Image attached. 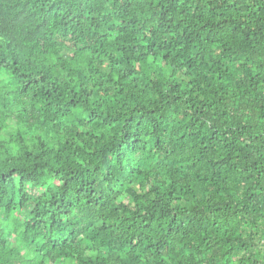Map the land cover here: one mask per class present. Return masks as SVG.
<instances>
[{
    "label": "trees",
    "instance_id": "1",
    "mask_svg": "<svg viewBox=\"0 0 264 264\" xmlns=\"http://www.w3.org/2000/svg\"><path fill=\"white\" fill-rule=\"evenodd\" d=\"M0 264H264V0H0Z\"/></svg>",
    "mask_w": 264,
    "mask_h": 264
}]
</instances>
